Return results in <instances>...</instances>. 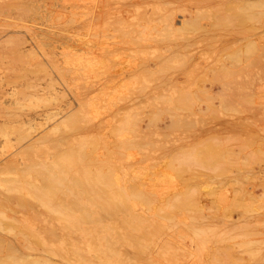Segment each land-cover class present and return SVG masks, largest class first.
Masks as SVG:
<instances>
[{"label":"rangeland","instance_id":"1","mask_svg":"<svg viewBox=\"0 0 264 264\" xmlns=\"http://www.w3.org/2000/svg\"><path fill=\"white\" fill-rule=\"evenodd\" d=\"M262 2L0 0V76L5 80L0 102L7 106L10 92L19 90L23 101L15 110L22 112L10 130L29 135L26 142L16 131L0 135V162L40 133L55 138L62 135L61 128L63 134L67 129L68 143L61 147L94 143L91 164L101 166L90 169L104 171L118 185L109 186L111 200L129 203L144 220V230L151 223L160 228L156 239H147L149 244L154 239L152 248L169 240L175 246L188 244V235L197 228L208 254L205 264H264ZM186 20L197 23L182 26ZM9 39L11 45L5 41ZM12 41L19 42L18 48ZM69 114L84 116L78 128L71 127L73 132L60 122ZM2 119L0 115V124ZM137 189L148 204L138 200ZM1 192L8 193L0 186ZM13 203L0 205V210L8 220L5 227L14 225L12 218L21 221L14 225L18 231L3 228L0 233L19 247V228L24 234L30 225H60L34 200L24 208ZM107 221L112 229L101 238L112 246L132 247L134 233L141 234L140 223L130 227L119 216ZM92 223L96 221L87 226ZM93 238L97 245L99 236ZM32 246L33 253L44 249L41 243ZM224 251L230 257L224 258Z\"/></svg>","mask_w":264,"mask_h":264},{"label":"bare ground","instance_id":"2","mask_svg":"<svg viewBox=\"0 0 264 264\" xmlns=\"http://www.w3.org/2000/svg\"><path fill=\"white\" fill-rule=\"evenodd\" d=\"M247 4L250 6V8L253 6L252 4L251 5L249 3ZM262 4H264V2H262ZM197 20L198 19H196V21ZM171 23H173V20ZM196 23L190 20L188 21L186 20V21H182V24H183L182 26H184L185 24H196ZM173 24H175V22ZM10 40L12 39L5 40V41L8 42ZM8 43L10 44L11 42H8ZM13 43L14 41H12V44ZM18 43L13 44V46L15 47L16 45L17 47V45H19ZM6 44H4L3 46L8 45ZM8 47L10 46L8 45ZM3 81H2V76H0V88L3 87L1 86ZM18 91L13 89L10 92V98H8L10 100L7 99V102H9L7 106L3 104L4 101L0 102V115L4 117V120L2 119L3 123L0 124V135H4L7 137V135L9 134V130L12 129L11 124L19 120L17 117H19L18 112L21 110H19L20 109L19 108L17 111L15 110V108L22 103L21 102L22 99L19 98L21 95H18L19 97L17 96V94H20L18 93ZM2 92H5V91H2ZM4 94L5 93H2V95ZM74 113L72 112L70 114H74ZM70 114L68 118H66V120L64 119L66 117L65 116L62 118L63 121L62 119L61 121L60 120L58 121L62 123H64L65 121L66 126H70L69 130L71 129V127L78 128V125H80L78 123V120L81 118V122H83L84 116L82 117L80 115L79 119H77L76 117H78L77 116L78 114L76 115V117ZM55 124L56 126L60 125L59 122L58 124L57 122ZM55 124H53V126ZM19 127L21 128L23 127V125ZM13 128H16V127H13ZM20 128H18V130H20ZM58 128H61V127H58ZM43 130L42 132H45ZM72 130L74 131L75 129H71L70 131ZM11 131L12 130H10V132ZM15 131L16 129H14V132ZM17 132H19L18 135L20 136L21 140L24 139L23 141L26 142V138L28 139V136H29V135L27 136L28 133L27 134L25 133L26 130L16 131L15 133ZM32 132H30V135L33 136ZM60 132H62L61 133L62 135L58 133L60 136L55 137V138H53L54 136L52 137V134H49L50 136L46 134L47 132L43 134L40 133L41 136H39L40 134L38 136L35 135V137L37 136L36 139L33 138L32 141L30 140L27 144L19 147L18 150H14L16 152L13 151L14 154L9 159L4 160L3 162H0V186L4 188V191L8 192L6 195L1 192L3 195H5V198H3L4 196L2 198L0 197V205L3 204L1 208H4L5 205H8V203H11V202H15L13 204L20 203L17 206L22 204L21 208H24L23 207L24 205H28L30 201L34 200L38 203V206L42 208V211L44 213L50 216H53L55 219L59 220L60 222L59 226L53 224V222L51 224V222H49L48 220H46L48 221L47 224H44L40 227L39 226L35 227L32 225L26 227V225L24 224L26 227L25 229L26 231L24 230L25 227L22 225L24 227L23 232L24 231L25 232L23 234L22 229H21L22 227L19 228L22 234L21 237L23 238L22 242L19 240L22 243V245H20L21 247H19L14 242H12L10 238L6 236H1V233H0V264H205V262H207L206 260L208 258L207 257L208 254L206 252L205 246L202 241L203 235H202V232H200V230H197V228H195V230L193 228V230H191V232L192 231L193 232L188 235V239H189L188 244L181 245V246L177 244L178 246H175L173 245L175 244L174 241L172 240L173 242L171 243V240H169L168 245L166 246L152 248L150 244L153 243L154 239L157 238L156 236L158 235V232L156 230L160 228L156 229V226H154L153 223H151L152 227L149 228L148 230H144V226H145L143 225L144 220L138 214L133 212L132 211L133 209L132 210L130 209L129 203H128L129 205L128 206L124 200H121L120 201L121 203L111 200V196L107 192L110 191L109 186H113L112 184H114L115 182L114 183H112L111 181L109 182L110 176L106 175L105 173H102L104 172L100 170L102 169V167L99 169L100 171H97L96 173L93 171L94 174L92 173L90 169V165H92L91 164L92 155L94 154V153L92 154V152H94L93 150H96V147H95L96 145L94 146V143H93L92 145L88 144L86 146L84 145L83 142L69 143L68 145L65 143V146L67 147L62 148L61 147L62 144L64 145V142L67 141L68 137L66 136V134H68L69 131L66 129V133H64L65 134L64 135L63 132L65 131H63L61 128ZM20 138L18 140V143L21 141ZM74 139L76 140V138ZM71 140L72 139H70L69 141ZM91 142L92 141H90V143ZM90 146L92 147L90 148ZM95 166L97 168L98 165L96 164L94 165V167ZM81 168H84V170L82 171ZM108 169L106 170V172L109 171ZM9 174H16V176L15 177L5 176ZM111 178L113 179V176ZM115 179H113L112 181H115ZM116 182H118L117 179H116ZM114 185L116 186V184ZM116 187H118V185ZM121 190L119 189V191L121 192L124 191L123 187ZM112 191H113L112 194H116L118 196L117 193H114V190ZM119 191L117 189L118 193H120ZM139 192H140L139 190H138V193L135 192L137 197L139 198L138 200H140L141 203L143 204H148L149 199L147 200L146 198H144L145 196L141 194L142 192L140 193ZM122 194L124 195L126 193H122ZM132 194H134V192ZM108 195L110 198L108 197ZM90 196H92L93 198L95 197L96 199L91 200ZM134 196L133 198L135 199L136 197ZM127 197L129 198V196ZM130 201L132 202L133 200H130ZM140 201H138V203H140ZM177 201H178L177 204H179V200ZM183 202L188 203L186 201H183ZM171 203H172V200H171ZM134 204H137V203H134ZM134 204L132 205L135 206ZM172 204L176 205L174 202ZM181 205L183 204L181 203ZM120 206L123 207L124 209H121ZM176 206H179V205H176ZM25 207H28V206H25ZM30 209H31V206H30ZM23 211L25 212V210ZM1 212L2 211L0 210V232L4 230L3 228H5V230L6 228H9L8 230L10 231L15 230L14 225L17 223L20 224L21 221L18 220L20 222H17V220L15 219L16 217L12 218L11 220L13 221L14 219L16 223L14 221V225H13V222H8V224L11 227H5L6 226L5 223L7 224L8 220L6 222L4 221L5 220L4 217L6 218V216L4 215L5 213H3L4 212L3 211L1 214ZM42 213H39V214H42ZM39 214H38V217H39ZM117 216H119L120 220H122L124 224L126 223V225L130 227H133L132 224L136 225L135 223H140V225H138L139 226L138 230L140 231L141 234L136 233L135 235L134 233V236H133L132 233L128 231L130 230V227L128 230L126 228V231L129 232L133 236L132 237V240H133L132 247H130L131 245L128 248H125L124 246L115 247V246H112V244L110 245V243L108 242L107 243L103 242L104 240L101 238L102 233L107 234L111 231L110 229H112L110 227L111 225L110 226L107 225L109 221L105 222V220H109V218H116ZM53 217H51L52 220H54ZM93 220L96 221L95 225H93L92 223V226L88 227L87 225H90V223L93 222ZM111 222L113 221L111 220ZM115 222L117 223L118 221H115ZM115 222H114V225L116 224ZM30 223L31 222H29L28 224ZM15 226L18 227L19 225H15ZM125 226H123L124 229H125ZM117 227H118V223H117ZM15 231H18V230H15ZM112 231H115V230L113 229ZM75 232L80 235L79 237H81V240H78L79 237L76 238L77 236H74V234H72ZM116 232L117 234H119L117 230ZM120 232L122 233V230ZM135 232H138V231L135 230ZM183 232L184 231H182V234L184 236L186 233L184 234ZM129 233H127L126 235L127 237H129V240H130L131 235L128 236ZM16 234L13 235L14 238L19 239L17 238L18 235ZM18 234L20 233L18 232ZM96 235L99 236V241H97L98 242L97 245L93 241L94 239L93 237ZM122 235L124 234L122 233ZM104 236L107 239L110 237L106 235ZM111 236L113 238V235ZM183 236L181 235V237ZM207 236L208 235H206L205 238ZM151 237L153 238L155 237V238L149 244L147 239L148 238L150 239ZM116 238H115V241H117ZM34 240L35 242H33ZM94 240H98V238ZM158 240L160 239L158 238ZM167 240L165 239L162 242H165V241L167 242ZM182 240L183 238L180 241L181 244L184 243L182 242ZM124 241H126L125 238H124ZM127 241H126V244L128 243ZM135 241L136 243H134ZM120 242H123V241H120ZM32 243H39V244L41 243L44 249L42 251H37L33 253L30 251V250H33L34 248L32 246ZM128 244L126 246H128ZM148 244L150 247L148 246ZM153 245L154 244H152V246ZM54 247H58V249H53ZM228 252L229 251H227V253ZM227 253L225 252L223 254H227ZM218 256H219V253H218ZM226 256H228V254L224 255V258Z\"/></svg>","mask_w":264,"mask_h":264}]
</instances>
